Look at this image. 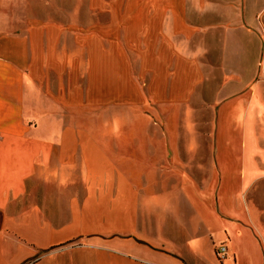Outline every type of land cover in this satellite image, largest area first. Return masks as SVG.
I'll use <instances>...</instances> for the list:
<instances>
[{
  "label": "crops",
  "instance_id": "0c3cea01",
  "mask_svg": "<svg viewBox=\"0 0 264 264\" xmlns=\"http://www.w3.org/2000/svg\"><path fill=\"white\" fill-rule=\"evenodd\" d=\"M2 7L0 264H192L207 241L264 264L233 199L264 179V0H88L84 26Z\"/></svg>",
  "mask_w": 264,
  "mask_h": 264
},
{
  "label": "rangeland",
  "instance_id": "374dc122",
  "mask_svg": "<svg viewBox=\"0 0 264 264\" xmlns=\"http://www.w3.org/2000/svg\"><path fill=\"white\" fill-rule=\"evenodd\" d=\"M15 2L17 3L18 26L24 25L25 17L29 14H35L62 24L79 22L83 26L92 19L88 8V0H0L1 7L3 6L5 8H9V4L15 7ZM96 112L102 115L104 109H98ZM209 136H212L211 130ZM251 180L252 175L250 179L247 177L242 178L243 183L240 189H238L237 193L233 194V199L235 198V203L237 204V211L235 214L241 215L242 217L240 216L239 218L249 223V221H247V219H249L247 207L249 206V215L257 220V226L263 232V234L260 233L261 235L258 233V242L261 247V256L264 258V207L262 206L264 205V179L255 183L253 186L251 185ZM214 197H216L217 201L221 200V194L216 193ZM256 203L261 204L263 214L257 212L258 206ZM226 225L228 227L233 226L227 223ZM213 226L214 227L211 226L212 240H214V244L218 246L222 241L224 231L223 229L220 230L221 227L216 222L213 223ZM245 228V226H243V228L241 226L239 236L235 238V241L240 245L244 243L242 239L247 235ZM230 229L232 230V228L229 227V230ZM251 244L254 246V241H252ZM202 248L201 254L194 259V262L191 261L192 264H253V261L250 262L249 258H246L247 260L244 259L242 262L240 259L234 261L229 254L226 258L219 257L216 253L217 248L215 247V250H213L210 241L204 242ZM212 250L215 251V257L212 254Z\"/></svg>",
  "mask_w": 264,
  "mask_h": 264
},
{
  "label": "built area",
  "instance_id": "2783aa9c",
  "mask_svg": "<svg viewBox=\"0 0 264 264\" xmlns=\"http://www.w3.org/2000/svg\"><path fill=\"white\" fill-rule=\"evenodd\" d=\"M226 249H227V247H226L225 244H221V245H219V246L217 247V249H216V253H217V255H218L219 257H221V258H224L225 255H226Z\"/></svg>",
  "mask_w": 264,
  "mask_h": 264
}]
</instances>
